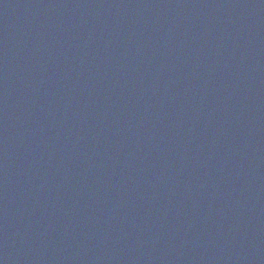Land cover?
<instances>
[{
    "label": "water",
    "instance_id": "water-1",
    "mask_svg": "<svg viewBox=\"0 0 264 264\" xmlns=\"http://www.w3.org/2000/svg\"><path fill=\"white\" fill-rule=\"evenodd\" d=\"M0 264H264V0H0Z\"/></svg>",
    "mask_w": 264,
    "mask_h": 264
}]
</instances>
